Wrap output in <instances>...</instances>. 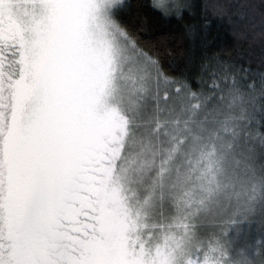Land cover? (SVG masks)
<instances>
[{"label":"snow or ice","instance_id":"1","mask_svg":"<svg viewBox=\"0 0 264 264\" xmlns=\"http://www.w3.org/2000/svg\"><path fill=\"white\" fill-rule=\"evenodd\" d=\"M124 3L0 0V264H256L228 234L264 213V72L174 77Z\"/></svg>","mask_w":264,"mask_h":264},{"label":"trees","instance_id":"2","mask_svg":"<svg viewBox=\"0 0 264 264\" xmlns=\"http://www.w3.org/2000/svg\"><path fill=\"white\" fill-rule=\"evenodd\" d=\"M190 5L181 15H162L151 0H125L116 18L138 46L157 57L172 76L188 77L193 85L200 76L207 80L218 62L233 68L264 72V0H182ZM228 239L233 252L252 257L264 250V213L237 218ZM261 264L264 256H256Z\"/></svg>","mask_w":264,"mask_h":264},{"label":"rangeland","instance_id":"3","mask_svg":"<svg viewBox=\"0 0 264 264\" xmlns=\"http://www.w3.org/2000/svg\"><path fill=\"white\" fill-rule=\"evenodd\" d=\"M181 2H182V0H181ZM169 16V15H168Z\"/></svg>","mask_w":264,"mask_h":264}]
</instances>
